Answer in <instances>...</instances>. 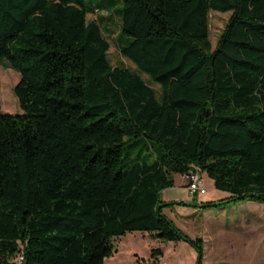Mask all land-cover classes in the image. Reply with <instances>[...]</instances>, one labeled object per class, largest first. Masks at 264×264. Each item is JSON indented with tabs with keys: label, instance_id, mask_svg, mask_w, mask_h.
I'll return each instance as SVG.
<instances>
[{
	"label": "trees",
	"instance_id": "16d2710c",
	"mask_svg": "<svg viewBox=\"0 0 264 264\" xmlns=\"http://www.w3.org/2000/svg\"><path fill=\"white\" fill-rule=\"evenodd\" d=\"M209 10L230 12L212 48ZM97 11L158 92L110 64ZM0 63L21 110H0V264H102L133 231L186 241L203 264L201 238L162 209L264 202V0H0ZM141 137L155 158L125 163ZM193 167L226 197L161 201Z\"/></svg>",
	"mask_w": 264,
	"mask_h": 264
},
{
	"label": "rangeland",
	"instance_id": "374dc122",
	"mask_svg": "<svg viewBox=\"0 0 264 264\" xmlns=\"http://www.w3.org/2000/svg\"><path fill=\"white\" fill-rule=\"evenodd\" d=\"M229 11L218 12L209 10L207 14V34L210 47L215 45L218 34L220 33ZM102 34L108 42L106 52L107 59L112 66L120 65L131 71L140 74V77L158 92V85L149 81L147 76L136 70L134 65L122 57L117 48L118 39L115 38L119 20L115 14L108 15L105 11H97L86 14L87 19H98ZM120 40V39H119ZM18 73L8 67L6 63H0V110L2 113L16 114L21 113L18 102L13 95L12 87L18 81ZM130 144V142L128 143ZM124 144L125 163L134 160L150 161L155 158L158 152L157 143L143 137L133 140L128 145ZM204 176V175H203ZM173 185L162 189L159 194L161 201H172L190 203L188 193L185 190V180L180 174L173 175ZM204 194H195L193 204L203 201H216L226 197L227 193L213 187L211 180L204 176ZM167 218L188 238H201L203 247V264H239L238 258L234 254L226 256L225 251H220L216 246L218 242V217H240V216H259L262 218V228L264 232V202L239 201L221 205L220 207L199 208L188 205L171 204L162 209ZM113 252L110 256L103 259L102 264H194L196 252L186 241H165L158 239L149 232H127L123 235L110 239ZM151 250H158L151 255ZM225 255V256H224ZM262 256L257 255L252 258L250 264H263Z\"/></svg>",
	"mask_w": 264,
	"mask_h": 264
},
{
	"label": "crops",
	"instance_id": "0c3cea01",
	"mask_svg": "<svg viewBox=\"0 0 264 264\" xmlns=\"http://www.w3.org/2000/svg\"><path fill=\"white\" fill-rule=\"evenodd\" d=\"M217 222L216 247L220 251H225L226 256L234 254L239 259V264H250L252 258L259 255V258L262 256L264 264V232L261 217L256 215L231 218L219 215Z\"/></svg>",
	"mask_w": 264,
	"mask_h": 264
},
{
	"label": "built area",
	"instance_id": "2783aa9c",
	"mask_svg": "<svg viewBox=\"0 0 264 264\" xmlns=\"http://www.w3.org/2000/svg\"><path fill=\"white\" fill-rule=\"evenodd\" d=\"M181 177L185 180V190L188 193V198H191L195 194H204L205 186L203 184L204 176L196 167H193L181 174ZM20 259V256L17 257Z\"/></svg>",
	"mask_w": 264,
	"mask_h": 264
}]
</instances>
